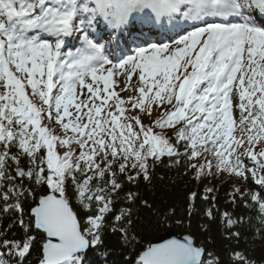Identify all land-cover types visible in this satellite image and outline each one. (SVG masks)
Masks as SVG:
<instances>
[{
    "label": "snow or ice",
    "instance_id": "obj_1",
    "mask_svg": "<svg viewBox=\"0 0 264 264\" xmlns=\"http://www.w3.org/2000/svg\"><path fill=\"white\" fill-rule=\"evenodd\" d=\"M164 158L212 185L188 218L230 183L248 214H220L224 239L264 237V0H0V264H87L109 235L126 264H256L191 231L145 245L185 223L139 190Z\"/></svg>",
    "mask_w": 264,
    "mask_h": 264
},
{
    "label": "trees",
    "instance_id": "obj_2",
    "mask_svg": "<svg viewBox=\"0 0 264 264\" xmlns=\"http://www.w3.org/2000/svg\"><path fill=\"white\" fill-rule=\"evenodd\" d=\"M171 163L168 158H164L155 168L154 177L163 176V181L154 179L151 187L141 182L139 190L146 197L154 199L160 207H175L178 210L177 214L185 217V223L177 225L173 221H169L168 224L158 229L150 228L146 230L143 233L145 245L170 229H174L180 234H188L191 231L197 236L199 241L210 239L211 243L206 244V246L218 253L222 258H227L228 246L231 243V247L244 250L245 254L249 255L250 259L255 260L256 264H264V237L253 238L252 230L242 228L243 238L238 245L235 242H229L224 239V229L219 219L220 214L225 211L230 212L233 216L248 214V210L243 206L233 207L229 204L226 194L232 190L231 184L219 185L220 190L215 193L216 207L219 209V212L216 213L217 219L215 221H209L203 215L204 210L211 206L208 201L203 200L197 201V209L193 212L192 217L188 218L185 211L187 194L191 191L202 193L205 187H211L212 185L207 181L202 185H197L194 181H190L189 177L182 175V169L170 166ZM126 187L128 186L126 185ZM201 225H206L208 231H202ZM106 244L109 249L107 254L101 255L99 252L91 251L86 257L87 264H113V262L115 264H126L135 255V253L123 249L115 235H109Z\"/></svg>",
    "mask_w": 264,
    "mask_h": 264
},
{
    "label": "rangeland",
    "instance_id": "obj_3",
    "mask_svg": "<svg viewBox=\"0 0 264 264\" xmlns=\"http://www.w3.org/2000/svg\"><path fill=\"white\" fill-rule=\"evenodd\" d=\"M151 30L154 31V39L153 40H156V41L168 42L167 41V37L169 35H174V33H169V32H166V31H162L161 29H151ZM136 32L137 31L134 30V33H136ZM74 47H79V42L78 41H72V43L70 45V50L74 51L75 50Z\"/></svg>",
    "mask_w": 264,
    "mask_h": 264
},
{
    "label": "water",
    "instance_id": "obj_4",
    "mask_svg": "<svg viewBox=\"0 0 264 264\" xmlns=\"http://www.w3.org/2000/svg\"><path fill=\"white\" fill-rule=\"evenodd\" d=\"M184 235H186V234H180L177 231H175L174 229H170L169 231L163 233L162 235H160L156 239L152 240L150 243H165L171 239H182V237Z\"/></svg>",
    "mask_w": 264,
    "mask_h": 264
}]
</instances>
